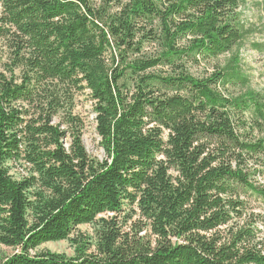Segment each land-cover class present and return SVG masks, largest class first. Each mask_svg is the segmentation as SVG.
<instances>
[{
  "label": "trees",
  "instance_id": "trees-1",
  "mask_svg": "<svg viewBox=\"0 0 264 264\" xmlns=\"http://www.w3.org/2000/svg\"><path fill=\"white\" fill-rule=\"evenodd\" d=\"M240 5L0 0V244L17 250L0 264H264V93L240 67ZM62 240L74 254L32 253Z\"/></svg>",
  "mask_w": 264,
  "mask_h": 264
},
{
  "label": "rangeland",
  "instance_id": "rangeland-1",
  "mask_svg": "<svg viewBox=\"0 0 264 264\" xmlns=\"http://www.w3.org/2000/svg\"><path fill=\"white\" fill-rule=\"evenodd\" d=\"M239 10L244 24L246 27L251 28V33L245 38L243 45L239 49L240 67L243 73L248 75V86L253 90L264 93V0H241ZM256 44H260L261 48H255ZM6 58L7 52L0 41V69L1 64L7 62ZM226 58L227 56H223L217 63L223 65ZM204 65L205 64L202 63L198 68H192V70L202 72ZM75 111L84 121L82 140L86 151L90 156L102 159L104 153L99 145L100 139L96 133L93 100L87 90L77 96ZM14 171L15 170H13L12 173H14ZM16 173L18 174V172ZM249 200L250 203L256 207L255 210H261L257 207L262 206L261 201L258 200L256 196L250 195ZM79 229L90 235L93 234V227L91 225H80ZM46 249L52 252L65 253L69 256L74 254L67 240L46 242L40 245L36 250H33L32 253ZM16 251L17 250L11 247L0 244V262Z\"/></svg>",
  "mask_w": 264,
  "mask_h": 264
}]
</instances>
